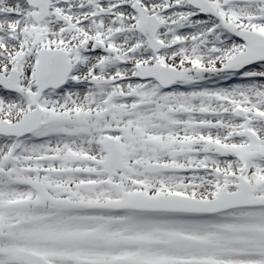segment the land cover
<instances>
[{
  "label": "snow or ice",
  "instance_id": "6c2138e0",
  "mask_svg": "<svg viewBox=\"0 0 264 264\" xmlns=\"http://www.w3.org/2000/svg\"><path fill=\"white\" fill-rule=\"evenodd\" d=\"M0 264H264V0H0Z\"/></svg>",
  "mask_w": 264,
  "mask_h": 264
}]
</instances>
